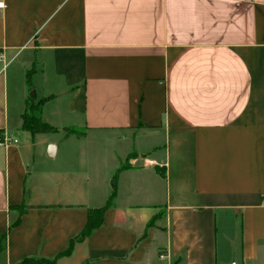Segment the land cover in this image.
<instances>
[{"label": "crops", "instance_id": "0c3cea01", "mask_svg": "<svg viewBox=\"0 0 264 264\" xmlns=\"http://www.w3.org/2000/svg\"><path fill=\"white\" fill-rule=\"evenodd\" d=\"M0 4V264H264V0Z\"/></svg>", "mask_w": 264, "mask_h": 264}, {"label": "trees", "instance_id": "16d2710c", "mask_svg": "<svg viewBox=\"0 0 264 264\" xmlns=\"http://www.w3.org/2000/svg\"><path fill=\"white\" fill-rule=\"evenodd\" d=\"M34 73H35V68L28 71L27 73V85L29 88V92L31 93L28 96L26 102V110L23 115V128L24 130L30 131L32 133H55L58 130L42 120L41 117L42 108L48 99L37 101V96L34 90V84L32 80ZM65 131L68 137L70 136L83 137L86 135V129L79 127H70L65 129ZM121 169L122 168H120L119 171H121ZM119 171L115 174L112 180L114 184L112 197L104 207H101L96 210H91L89 212L88 223L86 225V228L82 232L80 239L90 236L97 228H99L102 225L104 213L111 206L112 201L116 195V180ZM152 225H153V221L150 222L149 226ZM73 243L74 242H72V246ZM42 263L43 261H39V260H25L22 264H42Z\"/></svg>", "mask_w": 264, "mask_h": 264}, {"label": "built area", "instance_id": "2783aa9c", "mask_svg": "<svg viewBox=\"0 0 264 264\" xmlns=\"http://www.w3.org/2000/svg\"><path fill=\"white\" fill-rule=\"evenodd\" d=\"M3 7V4H0V8ZM2 60V57L0 55V62ZM11 143V138L5 133L0 131V148L5 147Z\"/></svg>", "mask_w": 264, "mask_h": 264}, {"label": "rangeland", "instance_id": "374dc122", "mask_svg": "<svg viewBox=\"0 0 264 264\" xmlns=\"http://www.w3.org/2000/svg\"><path fill=\"white\" fill-rule=\"evenodd\" d=\"M31 92H29V95H30Z\"/></svg>", "mask_w": 264, "mask_h": 264}]
</instances>
